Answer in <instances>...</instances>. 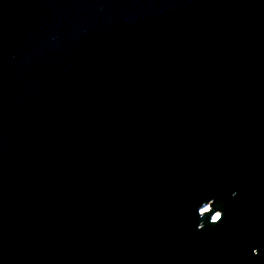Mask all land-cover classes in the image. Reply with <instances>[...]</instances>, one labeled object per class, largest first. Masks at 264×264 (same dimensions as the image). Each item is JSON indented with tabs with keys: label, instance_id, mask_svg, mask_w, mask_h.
I'll return each mask as SVG.
<instances>
[{
	"label": "water",
	"instance_id": "1",
	"mask_svg": "<svg viewBox=\"0 0 264 264\" xmlns=\"http://www.w3.org/2000/svg\"><path fill=\"white\" fill-rule=\"evenodd\" d=\"M0 264H264V0H0Z\"/></svg>",
	"mask_w": 264,
	"mask_h": 264
},
{
	"label": "snow or ice",
	"instance_id": "2",
	"mask_svg": "<svg viewBox=\"0 0 264 264\" xmlns=\"http://www.w3.org/2000/svg\"><path fill=\"white\" fill-rule=\"evenodd\" d=\"M233 195H235V193H233ZM208 211H209L208 209L205 210L206 213H207ZM221 217H222L221 212H219L218 215H214V216L212 217V223H213V224H216L218 221L221 220ZM251 254H252L253 257L258 256V254H259V253H258V249H257L256 247H252V248H251Z\"/></svg>",
	"mask_w": 264,
	"mask_h": 264
}]
</instances>
